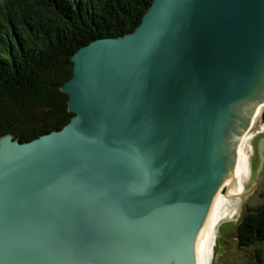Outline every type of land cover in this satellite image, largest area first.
Listing matches in <instances>:
<instances>
[{
	"label": "water",
	"instance_id": "water-1",
	"mask_svg": "<svg viewBox=\"0 0 264 264\" xmlns=\"http://www.w3.org/2000/svg\"><path fill=\"white\" fill-rule=\"evenodd\" d=\"M70 59L68 122L0 136V264H197L264 108V0H152Z\"/></svg>",
	"mask_w": 264,
	"mask_h": 264
},
{
	"label": "trees",
	"instance_id": "trees-1",
	"mask_svg": "<svg viewBox=\"0 0 264 264\" xmlns=\"http://www.w3.org/2000/svg\"><path fill=\"white\" fill-rule=\"evenodd\" d=\"M152 0H0V136L20 141L59 129L71 115L60 90L72 54L98 37L132 31ZM264 126V108L260 114ZM264 196V192H263ZM239 247L264 242V201L236 226ZM251 264H264L258 251Z\"/></svg>",
	"mask_w": 264,
	"mask_h": 264
},
{
	"label": "rangeland",
	"instance_id": "rangeland-1",
	"mask_svg": "<svg viewBox=\"0 0 264 264\" xmlns=\"http://www.w3.org/2000/svg\"><path fill=\"white\" fill-rule=\"evenodd\" d=\"M259 113L261 114V111ZM260 114L251 127L252 136L249 138V145L245 146V152L248 153L250 161V174L248 179L244 181V188L248 194L242 199L240 210L231 219L222 221L217 228L210 264H251L252 255L255 251H258L264 260V242L241 248L235 237L236 226L246 210L258 207L264 201V160L259 165L262 153L257 146L258 140L264 138V126ZM258 167L259 172H257ZM221 193L225 194V188L221 190Z\"/></svg>",
	"mask_w": 264,
	"mask_h": 264
},
{
	"label": "bare ground",
	"instance_id": "bare-ground-1",
	"mask_svg": "<svg viewBox=\"0 0 264 264\" xmlns=\"http://www.w3.org/2000/svg\"><path fill=\"white\" fill-rule=\"evenodd\" d=\"M261 110L262 107L255 115L252 126ZM250 130L242 137L237 149V161L233 173L234 182L228 179L215 195L204 224L198 233L196 239L197 264L211 263L217 228L222 221L231 219L240 210L243 196L246 193L244 181L250 174L249 155L245 152V146L249 145V138L252 136ZM223 188H225V194L221 193Z\"/></svg>",
	"mask_w": 264,
	"mask_h": 264
}]
</instances>
